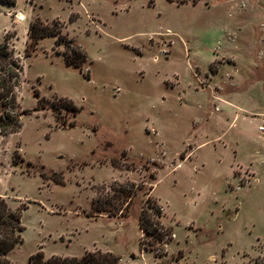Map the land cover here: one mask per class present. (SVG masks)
<instances>
[{"label":"rangeland","instance_id":"374dc122","mask_svg":"<svg viewBox=\"0 0 264 264\" xmlns=\"http://www.w3.org/2000/svg\"><path fill=\"white\" fill-rule=\"evenodd\" d=\"M193 2L0 4V43L22 65L18 101L29 111L18 133L0 139V196L12 208L28 207L10 264H26L37 252L80 257L95 250L119 256L120 264L264 258V135L257 130L264 0ZM35 19L62 23L86 54L82 71L66 65V46L53 37L25 55ZM259 52L263 61L250 62ZM211 75L215 86L201 89ZM64 98L78 115L63 108ZM115 182L143 184L127 216L92 211L95 190ZM147 194L171 233L154 251L140 247Z\"/></svg>","mask_w":264,"mask_h":264},{"label":"trees","instance_id":"16d2710c","mask_svg":"<svg viewBox=\"0 0 264 264\" xmlns=\"http://www.w3.org/2000/svg\"><path fill=\"white\" fill-rule=\"evenodd\" d=\"M0 4L13 6L15 0H0ZM149 4L153 5L154 0H149ZM62 27L63 25L58 19L51 22H43L41 19L31 21L27 29L30 41L26 46L25 55L31 56L42 39L53 37L56 45L64 43L66 46L63 53L66 65L82 71V65L87 58L86 54L80 47L71 45L73 41L63 34ZM22 74L23 69L19 60L13 57L5 44L0 43V139L18 133L22 126V116L29 112L20 110L18 101ZM85 77L88 79L87 76ZM34 96L37 98V107L42 108L45 99L40 97L38 90H35ZM61 101L66 111L71 112L73 116L78 115L80 109L72 100L64 98ZM50 108L53 111L56 110L53 105ZM75 125L74 121L69 123L70 127ZM111 164L113 167L119 168L112 160ZM151 178L153 179L154 175H151ZM43 179L45 178L43 177ZM50 180L56 184H64L62 178H50ZM142 188L143 184L134 182H115L109 186V190L104 187L98 188L91 201V209L97 214L105 213L109 216L121 215L125 217ZM27 209L28 207L12 208L0 196V264H10L8 254L17 245L23 243L24 227L21 218L22 211ZM162 216V207L148 195L138 217V225L142 231L141 249L154 251L156 244H164L169 239L171 233L161 222ZM182 257L179 253L177 260ZM253 263L264 264V258L258 257ZM26 264H120V257L100 250L86 251L80 257L50 256L49 258H45L42 252H37L29 256Z\"/></svg>","mask_w":264,"mask_h":264},{"label":"crops","instance_id":"0c3cea01","mask_svg":"<svg viewBox=\"0 0 264 264\" xmlns=\"http://www.w3.org/2000/svg\"><path fill=\"white\" fill-rule=\"evenodd\" d=\"M198 0H196V2H197ZM196 2H193L194 4L196 3ZM43 40V39H42ZM256 40H254V42H255ZM257 42V41H256ZM252 58L250 59V62H254V60L255 59H259L260 61H263V59H262V55H261V52H259L258 53V56L257 57H254V55L253 56H251ZM232 61H230V63H231ZM233 63V62H232ZM202 84V83H201ZM215 85H214V78H213V76L211 75L209 78H208V82L205 84V85H203L202 86V88L201 89H207V88H213ZM214 90H216V87L214 88ZM264 124V118H263V120L257 125V130H258V127L260 126V125H263ZM259 131V130H258ZM260 132V131H259ZM111 164V163H110ZM112 165V164H111ZM113 167V166H112ZM113 168H115V167H113Z\"/></svg>","mask_w":264,"mask_h":264},{"label":"built area","instance_id":"2783aa9c","mask_svg":"<svg viewBox=\"0 0 264 264\" xmlns=\"http://www.w3.org/2000/svg\"><path fill=\"white\" fill-rule=\"evenodd\" d=\"M258 130L260 131V133H261L262 135H264V124H263V125H260V126L258 127Z\"/></svg>","mask_w":264,"mask_h":264}]
</instances>
